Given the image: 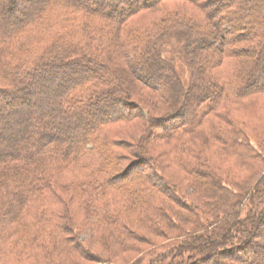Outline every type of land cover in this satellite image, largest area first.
Wrapping results in <instances>:
<instances>
[{"label":"trees","instance_id":"obj_1","mask_svg":"<svg viewBox=\"0 0 264 264\" xmlns=\"http://www.w3.org/2000/svg\"><path fill=\"white\" fill-rule=\"evenodd\" d=\"M171 1L0 0V264H264V0Z\"/></svg>","mask_w":264,"mask_h":264},{"label":"rangeland","instance_id":"obj_2","mask_svg":"<svg viewBox=\"0 0 264 264\" xmlns=\"http://www.w3.org/2000/svg\"><path fill=\"white\" fill-rule=\"evenodd\" d=\"M33 3V2H32ZM170 5H171V7L172 6H174V7H178V6H188V7H192V6H190V4H187L186 2H182V1H178V0H175V1H171V3H170ZM177 68H178V70L180 71V74L182 75V77H183V79H184V81H188L189 80V74H188V72H187V70L185 69V66H184V64H183V61L182 60H178L177 61ZM123 70H125L124 72H126L127 74H125V76H126V78H128L129 80H130V82L132 83V85L134 86V88L137 90V91H139L140 92V94L139 95H142L145 99H150V95H149V93H148V91H146V90H143L141 87V83L137 80V79H134L133 78V76H131L130 74H129V71L128 70H126V69H123ZM154 112V114H156V110H153ZM15 115L16 116H21V113H15ZM160 118H162V115H160ZM161 120V119H160ZM1 121H2V119H1ZM0 121V128L1 127H3V123ZM123 125V124H122ZM116 129H117V127L116 126H114ZM122 127V126H121ZM121 129V128H120ZM152 129L153 130H155V131H157V132H163L164 130H163V127L161 126V125H157V126H153L152 127ZM144 130V126H143V124H142V122L141 121H139V120H137L136 122H134L133 123V125H130V127H127V126H124V127H122V134L119 136L120 138L119 139H124V140H127L129 143H132V142H134L136 139H137V137L142 133V131ZM8 130H6V132H7ZM8 133L9 132H7L5 135H2V137H1V140L0 141H2L1 143H3V144H5L6 142H7V140H8V138H7V135H8ZM117 138V137H116ZM165 143V142H164ZM163 147L164 148H167L168 146H167V144H164L163 145ZM134 151H135V149H133V150H125V149H123L122 151H121V153L122 154H124L126 157L125 158H133L134 156ZM162 153V151L160 150V152H159V154H161ZM173 172V170H170L169 169V173H172ZM174 176L176 177V178H179V179H182L181 178V176L177 173V172H174ZM257 197H258V194H257ZM255 205H254V203H250V202H248L247 200H244L243 202H242V204H241V206H240V209H241V211H242V218L244 217V216H246L247 215V213H248V211L252 208V207H254ZM201 219H202V221L203 222H210V221H212V218L208 215V214H202L201 215ZM213 223H210V225L208 226L209 227V229L211 230V229H213L214 228V226L215 225H213ZM221 225V224H220ZM219 225V226H220ZM212 226V227H211ZM259 228L261 229V231H264V222L261 224V225H259ZM206 230V229H205ZM204 230V231H205ZM207 230H208V228H207ZM233 232H235V231H233ZM236 234H235V237H232L231 238V241H230V246H229V248H231V247H233V248H235V247H240L241 249H245V251L246 252H250V251H252L253 249H251L252 247L250 246V244H251V242H250V244L248 243V244H246V243H244V242H246L245 241V239H242V238H240V236L238 235V233L237 232H235ZM200 233L199 232H188L187 234L186 233H183L182 231H178V230H176L175 228H174V233H171V238L170 239H168V240H165L164 238V240H161V239H157V238H154V237H150L151 239H153V241L154 242H157V243H161V242H163L162 244L163 245H165L164 246V248L163 249H160L159 251H161V252H163V251H167V250H169V249H171V248H173L174 247V249L178 246V245H180V244H182L184 241H186L187 239H190L191 238V236H198ZM151 236V235H150ZM157 239V240H156ZM250 240V239H249ZM252 240H254L253 242H254V244H255V242L257 243V242H264V237L262 236V234L260 235V234H254L253 235V239ZM248 246H249V248H248ZM151 247V244H144V257H145V259H144V264H148L149 262L151 263V261L150 260H152L153 258L155 259L156 258V254L158 253V251L156 252V253H151V255H147V253H146V251H148V249H153L154 247H152V248H150ZM97 249H99L100 250V248H97ZM236 251V250H235ZM101 252H103V251H101ZM174 255H176V251L174 250ZM192 252H190V251H186V253H185V256H184V259L182 260V259H179L178 258V256L176 257V259L174 260V261H181L180 262V264H183V261H184V264H185V260L186 261H189L190 260V262L189 263H191L192 262V259H188V256L189 255H192L191 254ZM136 255L135 254H130V255H128V259H130V260H132L133 258L135 259L136 257H135ZM141 256H142V254H141ZM140 256V257H141ZM225 257L226 256H222V259H225ZM228 258H229V260L228 259H226V260H228L229 262L231 261L232 263H234L235 261H236V257H232V256H227ZM188 259V260H187ZM187 263V262H186ZM241 264V263H240Z\"/></svg>","mask_w":264,"mask_h":264}]
</instances>
